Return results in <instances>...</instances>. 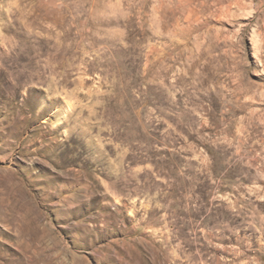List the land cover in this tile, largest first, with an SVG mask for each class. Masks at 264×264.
Segmentation results:
<instances>
[{"label":"rangeland","instance_id":"rangeland-1","mask_svg":"<svg viewBox=\"0 0 264 264\" xmlns=\"http://www.w3.org/2000/svg\"><path fill=\"white\" fill-rule=\"evenodd\" d=\"M0 264H264V0H0Z\"/></svg>","mask_w":264,"mask_h":264}]
</instances>
